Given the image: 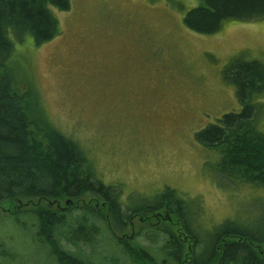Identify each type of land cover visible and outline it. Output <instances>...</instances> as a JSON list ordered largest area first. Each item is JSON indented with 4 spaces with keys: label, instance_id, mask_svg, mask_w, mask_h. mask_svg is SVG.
<instances>
[{
    "label": "rangeland",
    "instance_id": "374dc122",
    "mask_svg": "<svg viewBox=\"0 0 264 264\" xmlns=\"http://www.w3.org/2000/svg\"><path fill=\"white\" fill-rule=\"evenodd\" d=\"M69 3L67 11H54L57 37L41 45L28 38L15 43V81L24 88L31 85L45 119L87 154L103 185L118 190L122 211H132L118 229L104 219L106 210L99 209L103 219L86 217L87 225L98 229L87 232L90 236L77 247L61 239L62 250L88 264H139L125 245H141L160 257L161 239L152 235L162 224L145 222L132 212L161 202L166 190L183 205L187 199L199 205L198 220L187 217L199 236L206 232L201 236L205 242L226 220L251 232L264 227V189L218 185L212 168L219 156L195 139L205 125L241 110L228 71L240 63L264 65V20L201 35L184 23L198 0ZM261 104L257 123L264 133V99ZM256 199L263 209L243 215L242 209L258 205ZM71 203L64 199L58 204L66 209ZM91 203L98 208L103 202ZM35 204L56 209L52 200H33L27 206ZM7 210L0 208V243L5 244L0 264H57L51 249L36 241L27 220ZM71 215L64 234L73 231L83 212ZM177 229L172 228L174 234L184 240ZM183 244L187 251L189 243ZM184 260L189 264V258Z\"/></svg>",
    "mask_w": 264,
    "mask_h": 264
},
{
    "label": "trees",
    "instance_id": "16d2710c",
    "mask_svg": "<svg viewBox=\"0 0 264 264\" xmlns=\"http://www.w3.org/2000/svg\"><path fill=\"white\" fill-rule=\"evenodd\" d=\"M69 7V0H0V208L5 206L9 208L7 214L27 220L36 241L51 249L57 264H88L77 254L62 250L60 240L76 247L79 241L85 243L97 228L93 223L88 226L86 217L103 219L99 209L106 210L107 223L122 229L132 210L122 211L118 190L103 185L95 177L87 154L45 119L31 85L24 88L15 81L13 66L15 43L27 38L36 45L51 41L60 34L54 11H67ZM260 20H264V0H198L184 17L185 25L201 35L214 34L229 24ZM228 77L236 86L241 110L205 125L195 139L219 156L212 168L218 185L251 184L264 189V133L257 123L263 115L264 65L258 61L240 63L230 68ZM173 195L166 190L161 202L132 212L133 216L141 214L145 222L156 219V224H162L152 235L156 241L161 239L160 257L138 244L123 246L137 263L186 264L184 258H189V264H264L263 226L251 232L226 220L205 242L207 238L201 236L206 232L199 236L187 217L196 219L199 205L194 199H187L188 204L183 205L173 200ZM85 198L90 201L85 203ZM64 199L71 200L72 208L62 211L45 210L40 204L27 206L33 200L59 203ZM92 200L103 203L96 208ZM256 202L258 205L242 209L243 215L261 211L260 199ZM73 211H82L83 215L73 231L64 234ZM175 226L184 240L174 234ZM185 241L189 243L187 251Z\"/></svg>",
    "mask_w": 264,
    "mask_h": 264
},
{
    "label": "flooded vegetation",
    "instance_id": "af4514ba",
    "mask_svg": "<svg viewBox=\"0 0 264 264\" xmlns=\"http://www.w3.org/2000/svg\"><path fill=\"white\" fill-rule=\"evenodd\" d=\"M55 202V206H56V209H58V210H63L64 209V207H61L59 204H58V202H56V201H54ZM51 204V203H50Z\"/></svg>",
    "mask_w": 264,
    "mask_h": 264
},
{
    "label": "water",
    "instance_id": "95a60500",
    "mask_svg": "<svg viewBox=\"0 0 264 264\" xmlns=\"http://www.w3.org/2000/svg\"><path fill=\"white\" fill-rule=\"evenodd\" d=\"M67 204L69 203V202H66Z\"/></svg>",
    "mask_w": 264,
    "mask_h": 264
}]
</instances>
